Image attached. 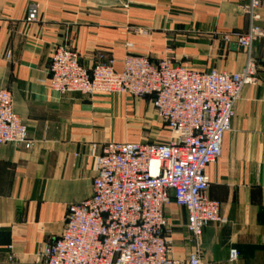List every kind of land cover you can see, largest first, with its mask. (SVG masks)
I'll use <instances>...</instances> for the list:
<instances>
[{
	"label": "crops",
	"instance_id": "obj_1",
	"mask_svg": "<svg viewBox=\"0 0 264 264\" xmlns=\"http://www.w3.org/2000/svg\"><path fill=\"white\" fill-rule=\"evenodd\" d=\"M250 2L0 0V91L11 93L32 143L30 149H0V264H43L38 255L61 236L69 207L92 196L95 157L107 144L171 139L150 97L54 93L53 47L69 45L88 70L102 54L114 60L118 73L133 55L197 72L238 74L248 57L224 37L249 32L244 10ZM32 5L40 17L29 24ZM260 15L264 31V0ZM251 56L258 83L244 87L222 155L206 169L208 196L220 204L221 222L195 242L187 211L173 200L164 209L171 258L181 264L197 249L202 264H264V38L253 44Z\"/></svg>",
	"mask_w": 264,
	"mask_h": 264
},
{
	"label": "built area",
	"instance_id": "obj_2",
	"mask_svg": "<svg viewBox=\"0 0 264 264\" xmlns=\"http://www.w3.org/2000/svg\"><path fill=\"white\" fill-rule=\"evenodd\" d=\"M262 5L263 0H251L245 8L251 21L247 34L224 37L248 57L238 74L197 72L170 60L154 63L133 55L118 73L114 60L102 54L88 70L69 45L53 47L49 75L54 93L150 97L171 139L166 144H107L95 157L92 196L69 207L61 236L39 253L41 263L181 264L171 258L172 241L166 233L164 209L172 200L187 211V230L195 242L208 226L221 222L220 204L208 196L206 169L222 155L244 87L258 83L251 51L264 38L258 26ZM39 17V7L30 6L26 22L36 23ZM5 145L32 147L11 93L1 90L0 149ZM238 258V251L230 250V259ZM187 264H202L198 249Z\"/></svg>",
	"mask_w": 264,
	"mask_h": 264
}]
</instances>
